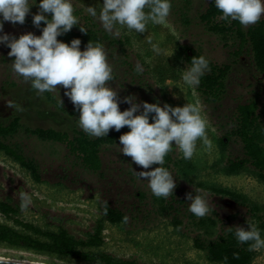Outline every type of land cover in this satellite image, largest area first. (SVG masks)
Masks as SVG:
<instances>
[{
    "label": "rangeland",
    "instance_id": "374dc122",
    "mask_svg": "<svg viewBox=\"0 0 264 264\" xmlns=\"http://www.w3.org/2000/svg\"><path fill=\"white\" fill-rule=\"evenodd\" d=\"M212 1L171 0L170 15L165 23H149L145 33L141 34L120 29V36L114 37L85 12L87 6H94L99 11L103 0H72L74 8L91 18L97 30L125 42L124 52L119 47L103 46L113 67L114 80L109 85L118 92L121 111L130 107L122 102L127 96H135L141 104L146 101L182 107L186 103H194L201 109L213 147L206 149L197 141L194 156L186 160L192 168L181 172L177 167L167 168L175 177L174 193L178 195L172 197L173 193L164 198L171 208L162 211V198L155 197L147 181L138 176L139 171L152 170L159 165L147 170L138 167L132 163L131 157L121 153L119 141L102 148L103 168L100 173H95L85 169L64 144L43 141L27 134L25 128L73 132L77 123L69 112L75 107L64 95L62 86L58 85L60 90L50 92L57 102L55 105L45 93L38 94L30 82L15 75L11 70L14 58L9 57L10 48L5 45H0V122L7 124L14 117L21 118L23 127L9 138V143L21 145L24 154L36 161L40 179L37 181L30 170L0 151V201L10 200L20 209V193L28 192L32 204L24 212L19 210L18 218L53 232L65 228L79 238H85L93 231L103 216L104 204L108 203L126 212L128 221L120 225L107 222L103 246L92 251L122 260H135L139 264H222L209 262L205 254L195 248L194 238L201 232L194 224L198 217L188 210L187 195L195 196V189L204 194L210 207L206 216L219 220L217 234L237 226L247 228V220L251 222V216L246 207L208 192V187L223 188L245 196L261 208L260 215L264 217V183L258 178V172L250 166L235 175L224 171L227 158L243 156L242 144L232 139L224 152L218 144V139L233 127L232 116L238 104L253 97L260 102V109L264 108V76L255 67L252 55L245 52L229 72L227 93L221 101L207 102L197 86L190 88L183 83L182 73L189 66L181 54L184 46L197 50L219 65L234 63L230 52L236 48L235 38L223 39L221 35L210 32L200 20V15ZM38 3L39 0L31 7L24 24L5 22L4 33L16 38L29 32L42 35V25L37 28L32 22L33 15L39 11ZM79 20L83 25L85 20L82 17ZM149 38L160 47V54L153 51ZM85 49L83 47L81 51ZM138 63L143 66L142 74L134 70ZM8 100L21 106L23 111L9 107ZM261 120V131L264 132V117ZM174 150L177 158H183L182 153L176 148ZM173 217L182 221L179 228L174 227ZM1 223L18 228L0 215ZM257 252L252 264H264V249ZM0 258L35 264H99L1 243Z\"/></svg>",
    "mask_w": 264,
    "mask_h": 264
},
{
    "label": "clouds",
    "instance_id": "9594fccd",
    "mask_svg": "<svg viewBox=\"0 0 264 264\" xmlns=\"http://www.w3.org/2000/svg\"><path fill=\"white\" fill-rule=\"evenodd\" d=\"M35 4L37 0H0V33H4L5 22L24 24ZM213 4L223 20L228 23L238 21L244 27L256 24L264 16V0H213ZM171 7V0H103L99 11L94 6H87L85 12L98 21L106 33L119 37L120 29L141 34L145 33L149 23H165ZM38 8L32 22L37 28L42 22L46 25L42 35L31 32L19 38L7 33L0 35V45L10 48L8 55L14 58L12 72L30 82L38 94L54 92L60 90L58 85L62 86L64 95L79 112L78 126L90 137H105L110 130L120 132L127 126L130 130L119 137L121 153L146 170L158 164L159 167L152 170L139 171L138 176L147 181L155 197L168 198L174 193L176 180L163 166L165 157L175 147L183 159L190 160L197 141L206 149L213 147L199 105L186 103L182 107H173L167 103L161 106L159 102L146 101L141 104L135 96H127L122 102L130 107L121 111L118 92L109 85L114 80L113 67L102 44L90 41L81 51L79 38L70 44L58 40L75 25H80L72 0H39ZM80 31L88 33L83 26H80ZM148 43L154 52L161 53L160 47L150 38ZM134 70L137 74L144 71L139 63ZM208 71L209 61L203 56H195L181 79L188 87H196ZM8 105L15 111H23L11 100H8ZM195 190V196L187 195L188 210L203 218L210 211L209 202L199 189ZM19 201L21 212L32 204L28 192H21ZM247 225V228L235 227L236 240L240 244H248L249 251L264 249V236L258 225L248 220Z\"/></svg>",
    "mask_w": 264,
    "mask_h": 264
},
{
    "label": "trees",
    "instance_id": "16d2710c",
    "mask_svg": "<svg viewBox=\"0 0 264 264\" xmlns=\"http://www.w3.org/2000/svg\"><path fill=\"white\" fill-rule=\"evenodd\" d=\"M74 9L75 15L79 19L82 17L85 20L84 24L75 25L70 32L58 37V40L70 44L73 39L79 38L82 42L81 48L87 47L91 41L92 43H100L104 47H119L121 52H124V41L112 38L103 31L97 30L91 18L84 16L80 9ZM221 15L213 1L205 12L200 15L201 22L210 32L221 35L223 39L233 37L236 40L234 43L236 48L233 52H230L234 58V63L219 65L207 59L210 71L201 77L197 90L210 103H217L226 95V80L229 72L238 62V58L245 52L252 55L255 67L264 76V18L256 24L244 27L238 21L228 23L221 18ZM41 25L42 27L46 26L43 22ZM80 26L85 27L88 33L81 32ZM181 54L189 66H191V60L195 56H203L197 50L187 46L181 48ZM45 95L51 103L57 105L54 96L50 92H45ZM69 113L76 118L77 125L73 132L53 128H25V132L43 141L64 144L70 154L80 161L85 169L100 173L103 168L102 148L117 143L119 137L130 129L125 126L120 132L110 130L109 135L105 137H90L82 129H79V112L74 108ZM232 117L233 127L225 133V136L218 139L219 147L223 152L226 151L229 143L234 139V141H239L242 144L244 152L242 157L227 158L224 171L229 175H235L250 166L258 172V178L264 183V132L261 131L263 125L261 118L264 117V108L260 109V102L252 97L246 102L238 104ZM20 121V117H14L7 124L0 122V151L23 168L30 170L35 179L39 181L40 172L36 161L24 154L21 145L9 143V138L23 127ZM174 149L165 157L164 167H177L180 172L192 168L191 163L175 156ZM206 190L216 196L227 197L236 204L246 207L251 216V223L257 224L261 230V235L264 236V217L260 215L261 208L256 203L251 202L239 193L227 189L212 186L206 188ZM176 196L178 195L174 193L172 197ZM141 197H144V195H141ZM177 202L183 203L184 200H177ZM171 207L170 203L162 198V211ZM19 210L10 200L0 201V215L18 227L14 228L1 223V244L61 257H70L82 262L139 264L135 260H122L104 252L96 253L91 250L103 246V232L107 222L112 225H120L128 221L126 212L114 208L108 203H105L102 208V218L97 221L93 231L87 233L85 238L76 237L65 228L53 232L25 222L17 217ZM172 222L176 228L182 225V221L178 217H173ZM218 222L219 220L212 216H205L194 221L197 229L201 232L194 238L195 248L202 251L207 260L212 263L252 264L257 256V251H249L248 244H240L236 240L235 228H229L217 234Z\"/></svg>",
    "mask_w": 264,
    "mask_h": 264
},
{
    "label": "water",
    "instance_id": "95a60500",
    "mask_svg": "<svg viewBox=\"0 0 264 264\" xmlns=\"http://www.w3.org/2000/svg\"><path fill=\"white\" fill-rule=\"evenodd\" d=\"M0 264H35V263L21 262V261L7 260L0 258Z\"/></svg>",
    "mask_w": 264,
    "mask_h": 264
},
{
    "label": "built area",
    "instance_id": "2783aa9c",
    "mask_svg": "<svg viewBox=\"0 0 264 264\" xmlns=\"http://www.w3.org/2000/svg\"><path fill=\"white\" fill-rule=\"evenodd\" d=\"M256 251H258V250H256ZM258 253V252H257Z\"/></svg>",
    "mask_w": 264,
    "mask_h": 264
}]
</instances>
